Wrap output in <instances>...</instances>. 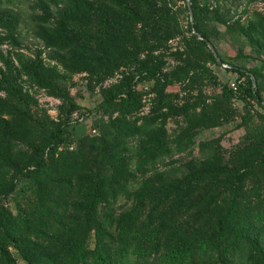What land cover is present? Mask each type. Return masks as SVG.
I'll use <instances>...</instances> for the list:
<instances>
[{
	"label": "rangeland",
	"instance_id": "rangeland-1",
	"mask_svg": "<svg viewBox=\"0 0 264 264\" xmlns=\"http://www.w3.org/2000/svg\"><path fill=\"white\" fill-rule=\"evenodd\" d=\"M190 3L195 24L227 61L248 69L242 57L264 59V0ZM199 42L187 0H20L0 7V79L12 82L26 98L21 104L9 99L16 114L8 116L11 130L0 146V184L15 180L17 188L3 199L0 213L16 222L20 212L37 209L44 195L53 215L83 228L85 193L79 186L87 168L65 179L71 188L58 185L55 178L43 187L47 193L36 194L32 183L14 176L36 146L48 147L51 132L61 130L65 142L55 155L45 153L51 166L56 162L53 172L67 161L62 155L81 151L83 156L71 159L76 168L104 149L118 150V160L130 159L125 193L92 215L97 225H105V235L120 238L117 223L134 213L135 194L147 180L153 179L162 191L179 182L175 188L183 197H174L175 204H167L158 216L144 209L136 230L149 236L160 227L163 251L168 240L197 231L199 237L216 239L218 227L210 215L224 214L233 204L235 221L242 223L247 240L232 260L214 259L212 250L200 251L193 264H264V223L257 217L264 213V109L240 89L226 95L232 82L241 86L245 79L211 60ZM130 90L139 97L138 109L127 113L104 104L111 95L121 101ZM262 92L264 96V86ZM8 95L0 91V101ZM160 95L167 96L168 103L159 102ZM119 120L134 123L139 131L134 138L111 144ZM160 134H166L172 150L139 167L145 158L142 143ZM126 143L129 149H124ZM205 173L214 177L196 185L194 180ZM61 186L70 200L57 195ZM109 218L115 220L114 228L108 226ZM47 219L53 237L57 223ZM20 236L37 241L26 232ZM69 242L52 241L33 259L53 264ZM5 253L14 264H29L24 247H9ZM162 254L154 255L153 264H161Z\"/></svg>",
	"mask_w": 264,
	"mask_h": 264
},
{
	"label": "trees",
	"instance_id": "trees-1",
	"mask_svg": "<svg viewBox=\"0 0 264 264\" xmlns=\"http://www.w3.org/2000/svg\"><path fill=\"white\" fill-rule=\"evenodd\" d=\"M18 1L20 0H0V7ZM193 15H195L194 12ZM195 21L194 16V29L203 37V40L200 39L199 43L201 46L207 48L209 58L216 63L228 66L227 70L229 72L238 73L241 78H244V84L239 86L241 92L247 97L255 99L258 105L264 109V96L262 92V86H264V59L253 56L242 57V59L250 64L251 67L248 69L234 65L220 54L209 35L197 23L195 24ZM209 43L216 49L221 62L218 61L211 51ZM6 65L9 66L10 64ZM36 69L37 66H34L33 70ZM253 79H256V86H254ZM3 90H6L9 95L8 100L0 101V146L4 143L6 135L11 130V124L7 118L16 114L13 110L15 106L9 103V99L14 103L20 104L26 99L22 90L16 88L12 82H7L6 79H0V91ZM225 92L226 95L234 94L231 89L229 91L225 90ZM125 93L126 96L121 101L117 102L120 98L116 95H111L105 99L104 104H111L117 107L116 111L122 110L127 113L138 109L140 103L136 93L132 90ZM167 100V96L160 95L159 102L168 103ZM71 105L78 108L74 102ZM193 117L194 115H191V119ZM114 129L116 131L112 133L111 144L119 142L121 138H134V135L139 131L134 123L126 120L116 122ZM50 137L51 142L48 144L49 146H36L33 153L21 161L22 167L16 171L14 176L16 179H21V181H28L30 185L32 183L33 186L31 188L35 190L36 194L41 192L47 193L43 187H47V184H51L55 178L59 179L58 182L56 181L58 185L63 184L66 188H71L65 179L72 174L77 176L82 169L87 168L88 174L85 176V181L79 186V191H84L85 193L82 205V208H86L85 225L83 228L72 227L64 219L53 215L50 208L46 206L49 197H44V195H42L41 201L37 204V209L20 212L16 222L14 220L11 221L6 214L1 212L0 264H14L5 253V250L15 246L24 247V258L29 264H43L39 261L36 262L33 259V255L40 252L44 253L43 246L46 247L52 241H60L61 239H67L70 242L63 245L62 252L54 257L55 262L53 264H153L154 255L159 252H163L160 258L161 264H193L194 258L200 251L209 252L211 250L215 254L214 259L224 260L231 257L232 260V257L238 253L239 246L247 240L245 231L241 226L242 223L239 224L235 221V206L232 204L226 213L218 214L212 212L210 215L216 220L218 227L216 239L212 236H210L211 238H206L204 234L199 237L200 232L197 231L184 239L176 241L168 240L169 242L166 249H164L165 251L161 250L162 240L159 237L162 235L161 228L155 227L148 236L141 228L136 230L137 223L143 217L144 209L150 208L154 211V215L158 216L165 210L167 204L172 206L175 204L173 203L175 201L174 197L181 198L184 192L175 188L177 186L175 184L179 182H175L173 184L174 187L170 184L162 191L153 179L147 180L136 192L134 213L129 218H122L117 223V226L122 230L120 238L117 239L111 235H105V225H97L92 215L98 207L113 205L116 203L119 195L125 193L124 187L127 185L126 175L129 173L130 159L124 157L122 160H118V150L115 152V149H111L110 151L104 149L97 157L95 156L93 159L83 161L81 166L76 168L73 165L76 162L71 159L77 160L83 156L81 151L73 155H62L67 161L56 172H53L54 168H56V162L51 166V162L47 159L45 153L48 154V157L52 154L55 155L59 145L65 142V138L61 130H53ZM165 138L166 134H160L151 138L148 142L142 143L141 149L145 158L140 160L139 167L152 164L161 155L167 154L172 150L165 141ZM181 140L180 142L184 141V139ZM182 146L183 143H180L178 147ZM47 148L49 149L47 150ZM124 149H129L128 144ZM1 152L2 149H0ZM2 165L3 162L0 161V166ZM111 171L113 172L111 173ZM213 177L212 174L205 173L202 177L197 178L198 180H194V183L196 185L204 184L207 183L206 180H210ZM191 182L192 180L188 181L189 184ZM236 184L237 182H234V185ZM16 188L17 183L15 180L7 185L0 184V206L3 199L12 192H15ZM58 192L57 195L62 197L61 199H71L66 197L68 196V192L62 186ZM215 203L216 201L213 204L215 205ZM47 217L57 223L54 227L53 237L50 236L51 232L47 231L50 227H48ZM257 217L264 223V213ZM108 221V226L114 228L116 225L115 220L109 218ZM23 232L34 235L37 241L30 242L23 240L22 236H20ZM146 236L148 237L147 241L144 239ZM251 245L255 250L259 249L256 244L251 243Z\"/></svg>",
	"mask_w": 264,
	"mask_h": 264
},
{
	"label": "water",
	"instance_id": "water-1",
	"mask_svg": "<svg viewBox=\"0 0 264 264\" xmlns=\"http://www.w3.org/2000/svg\"><path fill=\"white\" fill-rule=\"evenodd\" d=\"M187 2H188L189 9H190V14H191V22H192V25H194V15H193V12H192V7H191L190 0H187ZM195 34L197 35V37L199 39L203 40V37L197 31H195ZM209 47H210L211 51L213 52V54L218 59V61L221 62L220 58L218 57V53H217L216 49L214 48V46L209 43ZM253 83H254V86L257 85L255 79H253Z\"/></svg>",
	"mask_w": 264,
	"mask_h": 264
},
{
	"label": "built area",
	"instance_id": "built-area-1",
	"mask_svg": "<svg viewBox=\"0 0 264 264\" xmlns=\"http://www.w3.org/2000/svg\"><path fill=\"white\" fill-rule=\"evenodd\" d=\"M230 89L234 92V93H238L239 92V84L237 82H232L230 84Z\"/></svg>",
	"mask_w": 264,
	"mask_h": 264
}]
</instances>
